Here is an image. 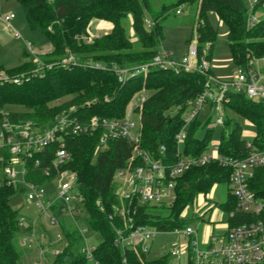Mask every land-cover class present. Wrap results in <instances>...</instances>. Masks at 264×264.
<instances>
[{
	"label": "trees",
	"instance_id": "1",
	"mask_svg": "<svg viewBox=\"0 0 264 264\" xmlns=\"http://www.w3.org/2000/svg\"><path fill=\"white\" fill-rule=\"evenodd\" d=\"M22 9L25 22L30 31L40 30L51 46V52L44 55L46 65L36 75L32 61H25L14 69L0 72L13 76L25 74L22 83L0 84V111L5 107L22 108L23 112H7L13 122L32 121L44 128L58 113L59 107L50 106L53 102L73 97L64 105H81L92 102L81 109L85 117L113 119L124 116L125 109L132 97L145 89L151 95L140 111L142 123L141 147L149 153H156L163 146L167 163L175 162L176 145L174 136L182 126L181 113L187 101L194 99L203 89L205 77L199 74L174 73L170 70L152 69L146 75L136 77L121 85L111 71L112 65L133 67L149 62L157 53L163 39V22L170 12L180 7L197 5V20L194 31L198 48L209 45L208 61L212 59V47L216 31L208 15L214 14L227 28V45L234 67L248 68L252 59L264 58V19L250 29L246 27V8L243 0H173L169 5L160 6L158 14L145 29L144 19L150 15L151 0H14ZM130 15L132 29L138 40L139 48H133L126 37L123 21ZM103 21L111 25L106 35L95 38L91 44L79 39L86 34L92 21ZM67 53L77 58L76 64H59ZM99 65H85L86 61ZM209 74H213L209 71ZM107 98L105 101L104 99ZM182 107L175 116H167L173 107ZM228 111L249 123L254 129L250 139L243 138L239 122L229 117L223 118L224 130L216 140L218 153L227 158L243 159L247 156L246 143L249 142L258 152H264V101H253L239 93H228L222 112ZM210 115L196 119L189 126L184 144V153L199 156L213 143V130L207 129ZM98 134L91 137L75 138L69 142L73 156L70 169L78 175L81 191L85 197L86 218L84 225L93 233L100 235L101 241L95 246L92 258L97 264H142L144 259L133 253H122L113 245L114 233L108 216L114 204L112 175L123 167L130 149L124 141L109 143L106 150L94 156ZM53 148L48 150L51 154ZM8 158L3 152L0 167ZM230 169L210 163L203 167L192 168L177 179L175 199L168 216L150 215L141 209L137 224L155 226L159 230H174L188 224L179 220L183 208L195 200L199 193H207L217 184L228 186ZM248 189L258 199H264V168L254 170L248 181ZM16 191L6 187L0 179V264H22L21 249L17 241V222L20 210L12 209L10 201ZM100 202V206L96 202ZM225 213L235 209V200L228 196L218 204ZM244 216L235 215L229 226L247 222ZM67 244L57 264H87L79 249L83 247L81 235L70 229L65 233ZM125 260L124 263L122 262ZM170 259L162 256L143 261V264H168Z\"/></svg>",
	"mask_w": 264,
	"mask_h": 264
},
{
	"label": "built area",
	"instance_id": "2",
	"mask_svg": "<svg viewBox=\"0 0 264 264\" xmlns=\"http://www.w3.org/2000/svg\"><path fill=\"white\" fill-rule=\"evenodd\" d=\"M243 1L247 14L246 27L250 29L262 20L258 15L264 14V0ZM180 11L181 7L175 14H180ZM14 18L12 13H6L0 16V22L13 31L11 22ZM144 24L148 29L152 22L145 19ZM12 36L19 38L14 31ZM98 37L100 35L91 33L89 26L86 34L79 39L91 44ZM208 53V44L199 49L197 41H193L180 58L162 51L144 64L111 67L121 85L139 76L146 78L152 69L196 73L205 77L202 91L187 101L183 110L176 106L166 114L172 117L182 110V126L174 136L176 152L173 164L167 163L163 146L158 147L154 154L141 147L140 111L151 95L145 89L132 97L124 116L117 119L85 117L81 109L89 107L96 100L81 105H64L73 99L72 96L50 105L60 109L44 128L29 120L13 122L8 113L0 111V149L8 154L5 164L0 167V179L6 187L16 191V199L26 202V210L33 211L34 216L27 217L21 212L24 207L18 205V246L26 253L34 252L31 264H57L56 259L67 244L65 233L70 229H75L83 240V247L78 252L88 263L97 264L92 258L95 247L88 246L85 236L86 231H90L84 225L85 197L77 173L69 168L73 156L68 145L75 138L96 134L98 140L94 156L106 150L109 143L114 141H124L130 149L125 165L115 170L111 180L115 202L108 220L114 233L115 248L123 254L130 252L139 260L145 258L143 261H147L155 239L162 237L168 241L159 245V257L180 260L181 264H264V199L256 198L248 189V181L254 170L264 168V152L256 151L247 142L248 154L245 158H227L218 153V143L213 141L199 156L184 153L187 130L202 114L211 118L214 115L213 125H223L222 105L227 102L228 93H239L249 100L264 101V77L251 61L248 68L235 67L228 78L221 79L209 74L211 62L207 59ZM259 61L264 62V58ZM76 63L77 58L70 53L59 62L62 66ZM35 64L32 75L42 68L53 66L43 62ZM84 64L100 67L90 61ZM24 79L25 74L9 77L5 72H0V84L18 85ZM50 148H53L51 154L48 153ZM210 163L230 169L228 188L235 200L233 211L225 213L212 205L201 206L202 203H197L195 212L200 218L198 223L202 225L199 232L191 223L174 230H159L155 226L137 224L141 209L147 212L171 207L175 199L176 181L186 171ZM96 205L100 206V202L97 201ZM213 211L218 216L216 219L213 218ZM237 214L249 220L229 226V221ZM184 216L185 213L180 214L179 220H184ZM143 261L140 262L143 264Z\"/></svg>",
	"mask_w": 264,
	"mask_h": 264
},
{
	"label": "rangeland",
	"instance_id": "3",
	"mask_svg": "<svg viewBox=\"0 0 264 264\" xmlns=\"http://www.w3.org/2000/svg\"><path fill=\"white\" fill-rule=\"evenodd\" d=\"M173 0H151L150 1V15L146 17L150 22L154 19L155 15L158 14L159 8L163 4H171ZM180 14H175L174 12H170L163 22V39L157 47V52H166L173 56L174 58H180L184 55L185 48L187 49V43H191L196 41V33L194 31L195 22L197 20V5L181 8ZM6 13H12L14 15V19L11 22V26L13 31L19 34V38H14L12 36V32L9 28L5 27L3 24H0V65L4 66V70H10L5 67H14L20 64L22 58L27 59V56L30 57V61L34 62H43L45 60L44 55L51 52V47L49 46L48 41L41 33L40 30L30 31L27 27V24L24 19V15L21 9V6L15 2L14 0H0V16ZM258 17L260 19H264V14L259 13ZM209 21L216 31V39L214 41V45L212 47V59L211 66L214 67L217 74L221 76L222 79L228 78L231 74L232 62L231 56L227 45V28L222 23L219 22L214 14L208 15ZM145 20V19H144ZM96 21V20H94ZM102 22V23H101ZM105 24V25H104ZM108 25V29L104 26ZM132 20L130 15L123 21V28L125 30L126 37L131 43L133 48L138 49L139 44L138 40L132 29ZM144 27L145 24H144ZM147 29V28H145ZM111 30V25L107 22L97 21L96 25L91 29L92 34L97 35H106ZM30 45V49L34 50L33 52L28 48ZM30 50V53L28 52ZM260 59H252L253 67L260 72V74L264 77V68L260 69ZM88 61V60H87ZM44 63V62H43ZM45 64V63H44ZM36 65V64H35ZM235 68V67H234ZM14 69V68H11ZM23 73H18L13 76L8 75L9 77H15ZM214 76V75H213ZM22 108L18 107H5L3 112H23ZM228 111H223V118L226 116L231 118L234 121L239 122L241 126V134L243 138L250 139L254 135V129L248 122H246L243 118L231 113ZM213 117H215L213 115ZM213 117L211 118L210 123L207 125V129L213 130V140L216 141L220 136V132L224 130L225 133L229 132V129H222L220 126L213 125ZM204 115L202 114L200 119H203ZM3 159V153L0 149V161ZM230 196L228 186L223 185H213L207 193H199L196 195L193 203L185 206L180 214H184V221L186 223H191V226L196 228L197 231H201L202 225L199 222V216L195 212L196 205L201 204L204 205H212L213 207H218V204L223 203L227 197ZM203 197V198H202ZM201 198V199H200ZM198 203V204H197ZM205 203V204H204ZM10 207L12 209H18V205L23 206L21 212L23 215L27 217H32L33 211L31 209L28 211L25 209L26 202L21 199L14 198L10 201ZM171 210L170 208L157 209L154 211L148 210L147 213L150 215H159L160 217H166L169 215ZM214 213V211H213ZM179 214V215H180ZM205 216V220H206ZM217 214H213V218H217ZM87 244L89 247L97 246L101 237L98 234H95L91 231H86L85 233ZM171 240V239H170ZM168 241L167 238L157 237L153 243L152 249L148 255V259H156L160 256L159 254V245L162 242ZM22 253V264H31L32 259L34 258V252L26 253L21 250ZM87 264H95L93 262H89ZM168 264H181L180 260L170 259ZM183 264V263H182Z\"/></svg>",
	"mask_w": 264,
	"mask_h": 264
},
{
	"label": "crops",
	"instance_id": "4",
	"mask_svg": "<svg viewBox=\"0 0 264 264\" xmlns=\"http://www.w3.org/2000/svg\"><path fill=\"white\" fill-rule=\"evenodd\" d=\"M182 9L183 8H185V7H181ZM182 11V10H181ZM180 11V12H181ZM96 22L97 21H92L91 23H90V28L92 29L93 28V26L94 25H96ZM102 23V22H101ZM0 24H2L1 22H0ZM105 25V24H104ZM5 26V25H4ZM108 25H106V26H104L105 28H106V30L108 29V27H107ZM187 44H189V42L187 43ZM49 46H50V44H49ZM188 46V45H187ZM51 47V46H50ZM31 51H34V50H32L31 49ZM28 52L30 53V50L28 49ZM35 52V51H34ZM184 52H186V48H185V51ZM31 54V53H30ZM185 54V53H184ZM23 60H21V62H20V64H18L17 66H14V67H5V68H9V69H11V68H15V67H18V66H20L22 63H24L25 61H30V57L29 56H27V59H25V58H22ZM211 62V61H210ZM2 66V65H1ZM260 69H262V68H264V62H261L260 63ZM4 67V66H3ZM233 68H234V66H232ZM232 68V69H233ZM211 71H212V73H213V75L214 76H216V77H219V78H221V76L219 75V74H217L216 73V71H215V69H214V67H212L211 66ZM260 73V72H259ZM222 79V78H221ZM231 114V113H230ZM149 260H151V259H149ZM21 261H22V257H21Z\"/></svg>",
	"mask_w": 264,
	"mask_h": 264
},
{
	"label": "water",
	"instance_id": "5",
	"mask_svg": "<svg viewBox=\"0 0 264 264\" xmlns=\"http://www.w3.org/2000/svg\"><path fill=\"white\" fill-rule=\"evenodd\" d=\"M261 101H263V100H261Z\"/></svg>",
	"mask_w": 264,
	"mask_h": 264
}]
</instances>
